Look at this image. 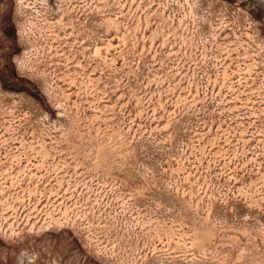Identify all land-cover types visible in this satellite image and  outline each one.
<instances>
[{"label":"rangeland","instance_id":"374dc122","mask_svg":"<svg viewBox=\"0 0 264 264\" xmlns=\"http://www.w3.org/2000/svg\"><path fill=\"white\" fill-rule=\"evenodd\" d=\"M0 264H264V0H0Z\"/></svg>","mask_w":264,"mask_h":264}]
</instances>
